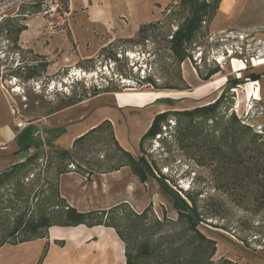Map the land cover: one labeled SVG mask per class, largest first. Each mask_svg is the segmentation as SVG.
Returning a JSON list of instances; mask_svg holds the SVG:
<instances>
[{"label": "rangeland", "instance_id": "1", "mask_svg": "<svg viewBox=\"0 0 264 264\" xmlns=\"http://www.w3.org/2000/svg\"><path fill=\"white\" fill-rule=\"evenodd\" d=\"M34 1L43 4L41 11L30 15L25 22L27 29L19 39L20 55L4 47L5 44L0 50V72L7 74L5 80L0 74V83L12 103V124L21 128L40 120L44 115L67 107L68 99H77L83 92L106 87L108 83L111 88L119 90L110 93L129 99L131 96L146 100L155 95L156 98L162 96L164 105L159 113L191 110L210 105L220 97L221 105L213 125L210 122L199 124L201 120L195 119L189 125L191 130L187 139L176 142L178 124L170 116L161 124V134L146 140L135 158L143 156L154 174L163 175L169 188L181 199L180 191H188L196 199L198 212L204 217L198 229L216 243L211 261L226 259L236 264H264V209L255 213L253 204L247 202L239 207L235 199L222 193L223 189L218 193L215 178L226 175L231 167L227 156L212 155L218 154L219 149L224 154H234L246 167L244 172L249 173L251 183L257 180V176L264 179V24L217 30L209 28L211 21L204 17L195 38L186 46L190 58L177 69L164 42V36L169 31L174 32L186 17V12L174 14L176 7L167 12L160 29L148 32L145 42L133 45L119 41L125 38H116L112 31L99 32L96 27H89V6L96 3L92 0H0V21L18 13L26 14L29 9L20 7L21 4ZM82 2L85 7L80 9ZM177 3L178 0L172 4ZM109 43L110 51L118 53L119 62L98 56ZM30 49L48 62L43 76L30 82L8 76L20 62L32 60L28 53ZM90 58L92 63L87 61ZM215 68L219 70L216 74L207 80L202 79ZM118 70L126 75L121 76ZM252 74L260 75L259 80L250 79ZM146 77L155 81L158 87L170 84L183 89H154L149 84L139 83ZM231 115L248 128L245 139L241 138L239 127L233 130L228 126ZM228 128L230 137L226 136ZM106 135L104 132L102 136ZM233 135L237 138L234 141L231 139ZM103 143L84 147L79 153H85L82 161L79 154L70 162L58 160L55 150L42 149L39 151L41 158L25 169L26 175L0 186V236L17 216L35 218L45 211L51 216L61 208L55 199L56 171L60 167L71 162L82 168H86L84 162L93 164L99 160L103 165L107 164L105 167L117 162L119 154L113 151L112 144ZM239 167L243 169L241 165ZM246 186L247 190L255 188L248 183ZM233 194L239 193L235 191ZM210 198H214V207L219 206L218 216L208 215L213 212V208H207V204H211ZM187 205L190 206L188 202ZM146 208L149 209L146 216L138 220L127 205L115 214L112 221L129 239L132 249L142 241L159 245L164 240H172V248L176 250L191 238V232L178 219L176 211L172 212L157 202H151ZM104 222L110 221L104 218ZM17 238L20 239L21 235ZM192 251L193 247L186 246L181 255L186 256ZM112 257L107 258L109 263ZM79 259L83 264L105 262L97 256L90 259L82 255Z\"/></svg>", "mask_w": 264, "mask_h": 264}, {"label": "crops", "instance_id": "2", "mask_svg": "<svg viewBox=\"0 0 264 264\" xmlns=\"http://www.w3.org/2000/svg\"><path fill=\"white\" fill-rule=\"evenodd\" d=\"M92 1L96 3L89 6L90 28L112 31L116 38H131L141 25L159 20L162 10L177 0ZM84 2L80 9L85 7ZM210 23L209 28L217 30L263 25L264 0H220ZM191 72L194 74L193 70ZM193 74L189 72L194 80ZM160 97L155 95L146 100L131 96L129 99L117 93H102L18 128L12 124V103L0 83V172L24 161L36 146L39 150H71L76 138L104 121L112 124L119 146L136 157L142 135L153 117L162 112L164 104ZM57 191L66 205L80 213L106 211L125 204L140 214L151 202L176 211L172 198L164 194L159 184L151 178L140 182L127 166L109 173H95L89 178L77 172L63 173L58 177ZM45 247L46 253L39 263ZM82 255L105 259L99 264H125L124 244L113 228L85 225L51 226L45 238L15 246L3 245L0 264H83L79 259ZM108 257H112L111 263Z\"/></svg>", "mask_w": 264, "mask_h": 264}, {"label": "trees", "instance_id": "3", "mask_svg": "<svg viewBox=\"0 0 264 264\" xmlns=\"http://www.w3.org/2000/svg\"><path fill=\"white\" fill-rule=\"evenodd\" d=\"M178 0L177 4L167 5L161 12V18L154 22L143 24L139 27L136 36L131 38H125L123 40L118 39L119 41L127 44H140L147 40V33L153 32L157 29H160L164 23V20L167 17V12L176 7L175 12L185 13L184 22L177 26L174 32L169 31V34L164 36V42L166 49L169 52L170 57L173 59V65L179 68L180 64L190 58L186 46L190 44L197 31L200 29V23L205 17L208 22H210L217 9L220 0ZM43 2L34 1L32 3H22L20 7L29 9L26 14L18 13L14 16H7L0 21V50L7 46L12 50L17 56L20 55L22 48L19 44L20 35L27 29L25 22L30 15H35L41 11V6ZM68 13V10L66 11ZM110 45H106L99 52L100 56H105L109 60L119 62L117 57V52L110 51ZM28 53L32 55V60L30 62H20L16 65V68L8 73V76H13L22 82H30L32 80L41 78L45 73L48 62L43 56H40L34 53L31 49L28 50ZM89 63L93 60L88 59ZM121 76L126 75L122 70H118ZM219 70L217 68L212 69L202 76L203 80L209 79L212 75L216 74ZM1 77L5 80L6 75L0 72ZM250 79L259 80L260 75H250ZM139 83L149 84L154 89H174L182 90L183 88L173 86L170 84H165L162 87H158L151 78L146 77L139 80ZM233 85L236 84L233 80ZM85 91V89H83ZM110 92H119L116 88H111L109 83L106 87L93 88L91 92H83L77 99H68L67 106L79 103L89 97H94L102 93ZM221 105V98L219 97L214 103L206 106L196 107L191 110H182V111H166L163 113L156 114L152 122L147 129V131L142 135L139 141V151L143 149L144 142L148 139H154L155 136L161 134V124L166 123L170 116H173L178 124L177 130L175 133V141L182 142L187 139L189 131L191 130L189 125L195 120L200 119L199 124L210 122L211 125L214 124V121L217 120L216 114L218 113V108ZM230 128L233 127V130L237 127L241 130V138L245 139L248 128L239 124V121L231 115L229 118ZM230 128L227 129V135L230 137ZM106 132L107 135L102 136ZM249 134V133H248ZM191 135V132H190ZM193 135V133H192ZM239 137V136H238ZM230 139V138H229ZM237 139L235 135L231 138ZM230 139V140H231ZM221 138L219 139L220 143ZM110 142L113 146V151L119 154V159L109 166H104L107 164L100 163L99 160L90 164H86V168L82 166L74 165L72 162L66 164V166L60 167L56 171L57 180L58 177L67 172H77L86 178H89L95 173L104 174L113 171L119 170L121 167L127 166L131 172L137 176L140 182H145L147 178L151 177L157 181L160 185L164 194L170 196L173 200L174 209L177 212L178 219L184 222L186 230L191 232V238L180 248L173 250L172 240H164L162 244H152L148 241H142L134 249H132V244L129 239L125 236L123 232L114 224L112 221L115 219V214L127 205L120 204L114 206L106 211H90L86 213H80L74 208L69 207L65 204L64 200L60 198L58 191L57 197L55 198L61 204V208L58 211L54 212L51 216L45 212L40 213L37 217L25 218V216H17L10 224H8V230L0 236V247L3 245H18L37 239L45 238L47 229L51 226L59 227H75L78 225H85L87 227L93 226H105L113 228L119 237V239L124 244V257L125 264H236L226 259H220L217 262L211 261V257L214 255L215 241L208 239L200 232L199 225L204 222V217L198 212V207L196 205V199L188 191H180L182 193V198L189 203L187 205L183 199H181L176 192L169 188V185L166 183V178L161 174L155 175L154 172L148 166L146 160L143 156L138 158L133 157L128 152L124 151L119 144L117 143L112 129V124L109 121H104L93 129L89 130L85 134L79 136L73 141L71 150H62L56 149L55 155L58 160L62 161H71L74 160V155H78L84 147L95 146L99 142ZM232 141V140H231ZM251 142V141H249ZM181 144V143H180ZM28 149V147H27ZM40 147L36 146L35 151L29 155L24 161L16 163L9 166L5 170L0 172V186L7 184L8 182L26 175V172L30 165L34 164L39 160ZM220 149L218 154L213 153L212 155H219L220 157L227 156L229 160V165L231 170H228V173L224 176L220 175L218 178H215V189L217 188L218 193L220 189L222 193L228 195L238 203V206L248 204H253V207L256 212H260L264 209V179L257 176L255 182L248 180L250 177L249 173L244 172L246 167H244L243 162L237 160L236 155L224 154ZM80 160L85 159V153L79 154ZM226 158V159H227ZM69 165H73V168H69ZM235 165L240 168L241 165L243 169H238ZM67 166L69 169H67ZM27 169V170H25ZM235 171V173L232 172ZM229 172L231 174H229ZM246 177V178H245ZM249 181V182H248ZM218 182V184H217ZM254 185L255 188L247 190L246 184ZM217 184V185H216ZM225 185V186H224ZM235 191H238L239 194H233ZM234 195V196H233ZM214 198H210L211 204H207L208 209L213 208V212L208 214L210 217H215L219 215V206L214 207L212 203ZM3 208H6L4 205ZM149 211L146 208L142 213L135 214L132 210L130 213L135 216L136 219H143L147 212ZM129 213V214H130ZM7 215V214H5ZM112 215V216H111ZM109 217V218H108ZM104 218L110 221L109 223L104 222ZM18 235H21V238H17ZM193 247L194 251L186 256H182L181 252L184 247ZM46 253V247L44 248L39 263L42 261Z\"/></svg>", "mask_w": 264, "mask_h": 264}, {"label": "bare ground", "instance_id": "4", "mask_svg": "<svg viewBox=\"0 0 264 264\" xmlns=\"http://www.w3.org/2000/svg\"><path fill=\"white\" fill-rule=\"evenodd\" d=\"M114 259V258H113Z\"/></svg>", "mask_w": 264, "mask_h": 264}]
</instances>
